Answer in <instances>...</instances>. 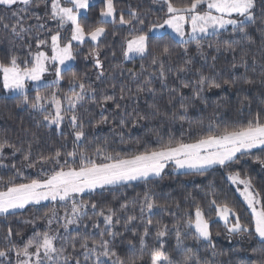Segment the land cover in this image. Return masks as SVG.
Listing matches in <instances>:
<instances>
[{
    "label": "snow or ice",
    "instance_id": "snow-or-ice-1",
    "mask_svg": "<svg viewBox=\"0 0 264 264\" xmlns=\"http://www.w3.org/2000/svg\"><path fill=\"white\" fill-rule=\"evenodd\" d=\"M151 3L155 15L140 5L118 8L117 0H0L9 44L0 91L65 141L46 152L30 129L15 140L0 134V264H264V186L245 167L264 172V0ZM121 32L120 60L106 68L101 42ZM86 45L91 76L74 70ZM220 54L231 57L229 78L217 71ZM137 59L139 70L125 67ZM227 89L236 90L237 119L219 120L216 101L194 130L189 109H207L206 94ZM165 97L164 117L187 121L189 139L154 129L153 147L126 140L125 129L162 115ZM109 125L120 145L137 147L101 140L96 133ZM170 166L185 175L218 172L221 183L197 186L199 199L193 192L162 202L155 185ZM139 186L131 197L121 191Z\"/></svg>",
    "mask_w": 264,
    "mask_h": 264
},
{
    "label": "trees",
    "instance_id": "trees-1",
    "mask_svg": "<svg viewBox=\"0 0 264 264\" xmlns=\"http://www.w3.org/2000/svg\"><path fill=\"white\" fill-rule=\"evenodd\" d=\"M128 4H132L133 6L140 5L143 9L147 10L149 8L153 9V15L157 14L155 9L157 5H153L151 0H117L118 8H126ZM42 11V10H41ZM95 11L89 14V21L94 18ZM30 23H35V21H30ZM51 27H55L54 24H50ZM124 35L121 32L120 35L113 37L111 33L105 37L101 42V49H102V59H105V67L108 68L111 64L116 63L120 60V40ZM88 47L90 45H86L81 53V55L77 58L75 62L74 70L79 72H87L90 76L92 75L93 68L91 60L85 61L83 56L87 53ZM176 51L179 49L173 45ZM9 48V44L7 42L6 34L3 31H0V59L5 58V53ZM116 51L117 56L113 58L111 56V51ZM257 57H259V53H256ZM231 60V57L228 54H220L218 61H217V71H219L225 78H229L230 76V69L228 66V61ZM141 61L137 59L133 63L125 62V67H135L139 70V65ZM146 63V61H145ZM199 66V63L197 64ZM94 79V76L92 77ZM117 79H122L117 75ZM66 87V85H65ZM247 87V86H246ZM261 89L259 85L252 88L250 91V95L253 98L252 109L255 111L260 106V95L259 92ZM210 106L205 109L203 105H198L194 108L189 109L188 117L189 121L191 122V127L195 130L198 127V121L203 120L205 125L207 124V120L209 116H211L215 110V105L213 102L220 101L222 107L216 113L219 120L222 122H231L237 119V100H236V90L235 89H227V90H213L210 93L206 94ZM165 100L161 101V109L162 115L157 117L156 119H149L148 121H141L136 127H129L125 129V139L130 141L141 140L143 143L140 147H144L145 145L149 147L155 146V137L153 136V130L159 129L162 134H164L165 139L168 138L169 135H174L177 139L181 138V132H184L183 138L188 140V133L187 129L189 127L188 122H172L167 120L163 115V110L166 107ZM147 102L151 103V98H147ZM16 100L9 99L6 94L0 91V134L7 132V134L12 138L16 139L17 135L22 136L23 134L20 132V129L26 128L30 129L32 132H36L37 135L41 138V150L48 151L51 149H55L60 147L62 143H64V137L59 135L55 129H47V128H37L33 121L34 114H30V110L26 109H18L15 107ZM141 108L147 110V105L145 100H141L140 102ZM183 123V129L181 128V124ZM112 126H104L102 131H98L96 133L97 136L101 138L108 137L111 147L117 150H124L127 151L129 148H135L137 145L134 143L129 144L127 146L119 144V137H113L110 128ZM65 132L68 131L67 128L64 130ZM116 131L119 132L120 129L116 128ZM27 139H31V136H28ZM71 137L68 138V150H71ZM19 160V157H17ZM246 169L251 173L254 177V180L257 186H264V172H261L259 166L251 165L245 166ZM30 171L33 175L35 174V170H27ZM164 179L157 182L155 185V190L158 194L161 195L162 202L164 199H167L169 202L171 201H182L184 196L187 193H195L197 198L201 197V193L198 191L197 186L203 187L207 185L209 181L215 180L218 184L221 183L220 181V174L217 173H210L204 177L201 176H193V175H185L183 172H166ZM226 187V186H225ZM142 186L135 187V188H128L122 189L121 191H127L129 197L134 196L136 192L141 191ZM119 195V193H117ZM99 199V197H94ZM105 199L111 200L112 197L110 194L105 193ZM47 203V202H45ZM44 209H41L40 214H42ZM159 219L160 217H155ZM22 227V226H21ZM221 231L223 233L222 227L220 225H215L213 228V232ZM26 233L30 232V229H25ZM130 236V234H129ZM219 245L225 250L229 251L230 245L228 241L225 240L224 235L222 234L219 238ZM171 244V241H169ZM227 259V257H225Z\"/></svg>",
    "mask_w": 264,
    "mask_h": 264
},
{
    "label": "rangeland",
    "instance_id": "rangeland-1",
    "mask_svg": "<svg viewBox=\"0 0 264 264\" xmlns=\"http://www.w3.org/2000/svg\"><path fill=\"white\" fill-rule=\"evenodd\" d=\"M156 8H158V5H157ZM48 78L51 79V77H48ZM169 170L172 171V170H171V166H170L168 169H166V172H168ZM181 172H182V171H181Z\"/></svg>",
    "mask_w": 264,
    "mask_h": 264
}]
</instances>
